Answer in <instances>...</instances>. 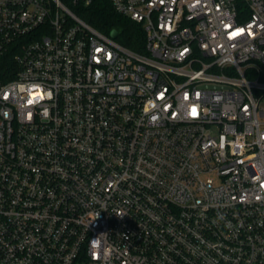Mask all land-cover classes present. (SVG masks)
<instances>
[{
  "label": "built area",
  "instance_id": "obj_1",
  "mask_svg": "<svg viewBox=\"0 0 264 264\" xmlns=\"http://www.w3.org/2000/svg\"><path fill=\"white\" fill-rule=\"evenodd\" d=\"M0 264H264V0H0Z\"/></svg>",
  "mask_w": 264,
  "mask_h": 264
},
{
  "label": "trees",
  "instance_id": "obj_2",
  "mask_svg": "<svg viewBox=\"0 0 264 264\" xmlns=\"http://www.w3.org/2000/svg\"><path fill=\"white\" fill-rule=\"evenodd\" d=\"M82 17L92 26L107 31L114 28L118 30V40L124 45L137 49V40L142 34L140 25L133 23L127 18L115 13L106 2L98 3L86 9ZM10 57H6L3 63H10Z\"/></svg>",
  "mask_w": 264,
  "mask_h": 264
},
{
  "label": "water",
  "instance_id": "obj_3",
  "mask_svg": "<svg viewBox=\"0 0 264 264\" xmlns=\"http://www.w3.org/2000/svg\"><path fill=\"white\" fill-rule=\"evenodd\" d=\"M112 34L114 35L115 34V31H112Z\"/></svg>",
  "mask_w": 264,
  "mask_h": 264
}]
</instances>
